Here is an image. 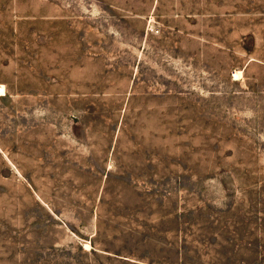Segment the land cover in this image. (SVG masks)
<instances>
[{
	"label": "rangeland",
	"instance_id": "obj_1",
	"mask_svg": "<svg viewBox=\"0 0 264 264\" xmlns=\"http://www.w3.org/2000/svg\"><path fill=\"white\" fill-rule=\"evenodd\" d=\"M0 86V264H264V0H0Z\"/></svg>",
	"mask_w": 264,
	"mask_h": 264
},
{
	"label": "crops",
	"instance_id": "obj_2",
	"mask_svg": "<svg viewBox=\"0 0 264 264\" xmlns=\"http://www.w3.org/2000/svg\"><path fill=\"white\" fill-rule=\"evenodd\" d=\"M163 6L154 3L149 8H143L144 11L136 15L143 21V30H146L144 33L145 37L154 36L164 41L187 43H208L215 40L216 29L214 21L218 13H216L214 3L206 2L196 7H182L183 4L180 5L173 2ZM152 29L154 31L158 30V33H153ZM178 50L186 56L193 54V51L184 50L180 45ZM83 57L82 55L81 57L71 56L70 60L79 64L80 59ZM96 58L97 55L94 56V59ZM70 74L71 71H68L67 75ZM233 77L236 78L237 76L234 74ZM79 80L81 81V79Z\"/></svg>",
	"mask_w": 264,
	"mask_h": 264
},
{
	"label": "bare ground",
	"instance_id": "obj_3",
	"mask_svg": "<svg viewBox=\"0 0 264 264\" xmlns=\"http://www.w3.org/2000/svg\"><path fill=\"white\" fill-rule=\"evenodd\" d=\"M4 95H5L4 89L2 86H0V96H4Z\"/></svg>",
	"mask_w": 264,
	"mask_h": 264
}]
</instances>
